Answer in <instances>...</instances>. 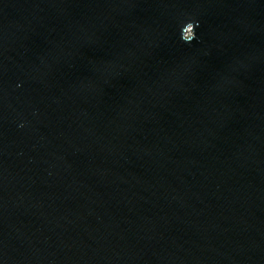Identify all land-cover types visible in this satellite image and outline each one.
<instances>
[{"label":"water","instance_id":"1","mask_svg":"<svg viewBox=\"0 0 264 264\" xmlns=\"http://www.w3.org/2000/svg\"><path fill=\"white\" fill-rule=\"evenodd\" d=\"M0 264H264V0H0Z\"/></svg>","mask_w":264,"mask_h":264}]
</instances>
